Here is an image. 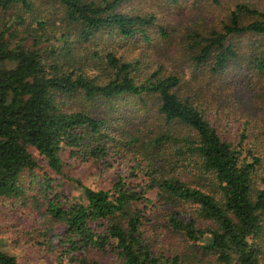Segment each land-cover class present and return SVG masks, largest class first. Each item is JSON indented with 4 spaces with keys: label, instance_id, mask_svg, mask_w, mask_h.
Here are the masks:
<instances>
[{
    "label": "trees",
    "instance_id": "obj_1",
    "mask_svg": "<svg viewBox=\"0 0 264 264\" xmlns=\"http://www.w3.org/2000/svg\"><path fill=\"white\" fill-rule=\"evenodd\" d=\"M128 1L0 0V208L40 206L29 236L58 263L264 264L260 133L246 117L231 136V113L195 86L231 69L264 74V8L238 4L219 30L186 32L179 74L164 69L167 52H133L150 29L163 40L173 29ZM124 150L134 165L110 190L72 199L52 176L64 152L105 164ZM157 203L164 215H151ZM0 264L17 261L0 249Z\"/></svg>",
    "mask_w": 264,
    "mask_h": 264
},
{
    "label": "rangeland",
    "instance_id": "obj_2",
    "mask_svg": "<svg viewBox=\"0 0 264 264\" xmlns=\"http://www.w3.org/2000/svg\"><path fill=\"white\" fill-rule=\"evenodd\" d=\"M242 3L257 4L264 8V0H176L174 3L165 0H129L123 6V9L128 13H153L157 17L158 25L173 29L171 40L161 39L154 29H150L151 44H140L133 52L136 54L139 51L152 50L153 47L158 48L162 53L167 52L169 55L161 56L160 59L166 71L179 74L182 71L187 73L184 68L186 66L177 60V46L181 37L186 32L193 30L202 33L209 29L219 30L229 12L236 5ZM195 86L204 87V95L212 109L215 108V105L220 104L223 106L221 111L226 115L231 113V118L228 120L230 126L227 128L231 136L238 131V123H241L246 117L250 119L254 132L260 133L261 142L258 144L261 145L260 153L263 156L264 171V74L256 75L246 68L245 70L231 69L225 75L209 81L200 77ZM248 106H250V111L246 110ZM118 107L122 115L114 117H124V121L120 123L121 126L130 128L129 123L133 122V119H129L130 113L123 115L129 109L123 104H119ZM209 117L212 121L213 114H209ZM131 155L125 150L117 154L110 151L104 160L105 164L100 162L94 164L92 161L75 160L64 152L61 157L67 163V168L64 169L61 177L53 173L52 176L54 179L62 181L64 194L72 199L80 195L82 187L110 190L119 175H128L130 166L134 165ZM42 161L40 164H43ZM138 179H143L141 173H138ZM77 181L79 184H76ZM26 204L28 205V203ZM156 206L158 208H155L151 215L156 212L164 215V209L160 208V203H157ZM27 208L21 212L12 211L10 208H0V249L13 255L17 264H69L58 263L54 257L49 258L50 256L37 253V248L33 247V240L29 235L32 236L31 231L36 225L35 221L40 206L37 207L36 203H30ZM179 247L177 245L175 249ZM104 262L113 264V256H105Z\"/></svg>",
    "mask_w": 264,
    "mask_h": 264
}]
</instances>
